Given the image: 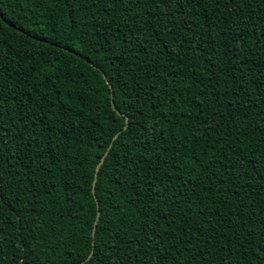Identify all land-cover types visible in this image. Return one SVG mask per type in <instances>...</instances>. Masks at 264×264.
<instances>
[{
    "label": "trees",
    "instance_id": "1",
    "mask_svg": "<svg viewBox=\"0 0 264 264\" xmlns=\"http://www.w3.org/2000/svg\"><path fill=\"white\" fill-rule=\"evenodd\" d=\"M18 263L264 264V0H0Z\"/></svg>",
    "mask_w": 264,
    "mask_h": 264
},
{
    "label": "water",
    "instance_id": "2",
    "mask_svg": "<svg viewBox=\"0 0 264 264\" xmlns=\"http://www.w3.org/2000/svg\"><path fill=\"white\" fill-rule=\"evenodd\" d=\"M94 68L98 70L97 67H94ZM102 75L104 76V79L107 81L106 76H105L103 73H102ZM107 83H108V81H107ZM108 85H109V88L111 89V85H110L109 83H108ZM111 107H112V109L116 112V114H117L118 116H120V117H125L124 114H121L120 112H118V111L116 110V108H115L113 102H111ZM127 124H128V121H127V118L125 117V125H124V129H126ZM117 137H118V134H116V135L113 137L112 141H114ZM110 147H111V145L108 147V150L110 149ZM108 150H107V151L105 152V154L102 156V158L100 159V161H99V163H98V165H97V167H96V169H95L94 178H93V181H92V189H91V192H92L93 196H95V185H96V180H97L98 172H99L100 167L102 166V164H103V162H104V159H105V157H106V155H107V153H108ZM97 209H98V205H97ZM99 217H100V212L97 211V213H96V218H95V222H94V224H93L92 237H94L95 230H96V224H97V221L99 220ZM90 257H91V254L88 256V258L86 259V261H88V259H89ZM83 263H84V262H83ZM83 263H79V264H83ZM18 264H20V263H18Z\"/></svg>",
    "mask_w": 264,
    "mask_h": 264
}]
</instances>
